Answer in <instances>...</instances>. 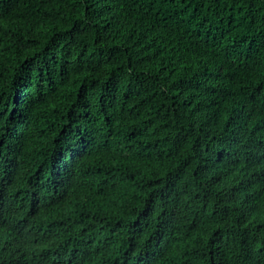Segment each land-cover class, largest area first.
Segmentation results:
<instances>
[{"label": "trees", "instance_id": "16d2710c", "mask_svg": "<svg viewBox=\"0 0 264 264\" xmlns=\"http://www.w3.org/2000/svg\"><path fill=\"white\" fill-rule=\"evenodd\" d=\"M0 264H264V0H0Z\"/></svg>", "mask_w": 264, "mask_h": 264}]
</instances>
